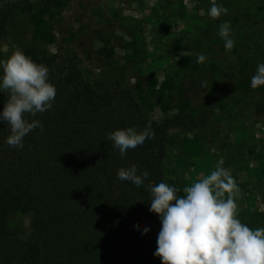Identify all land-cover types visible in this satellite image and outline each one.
I'll return each mask as SVG.
<instances>
[{"label": "trees", "instance_id": "16d2710c", "mask_svg": "<svg viewBox=\"0 0 264 264\" xmlns=\"http://www.w3.org/2000/svg\"><path fill=\"white\" fill-rule=\"evenodd\" d=\"M225 1L215 0L222 6ZM66 3L0 0V41L18 16L36 9L59 15ZM205 15L196 43L204 38L209 43V85L223 82L227 92L238 90L252 100L254 112L264 117V86L250 87L257 64L264 63V46H250L239 32V21L228 11L216 19L208 11ZM224 21L230 23L235 41L230 51H225L217 35ZM22 51L48 68L56 95L50 110L25 114L29 122L39 120L42 127L23 138L22 148L5 143L10 130L0 123V264H161L154 256L161 225L157 214L149 211L150 187L166 183L169 132L193 133L208 125L205 112H193L186 97L194 77L182 70L169 114L156 120L134 94L124 67L105 64L90 77L65 42L54 52L31 45ZM7 99V91L0 93V110ZM127 127L149 128L152 135L121 158L107 133ZM133 164L137 174L148 172L149 180L141 187L117 179L119 168ZM262 180L264 187V176ZM236 185L235 201L243 196L242 185ZM237 210L241 223L250 229L264 228V210ZM15 214L28 216L26 231L10 226L9 219ZM149 225L156 226L153 237L148 232L137 234V229L143 232Z\"/></svg>", "mask_w": 264, "mask_h": 264}, {"label": "rangeland", "instance_id": "374dc122", "mask_svg": "<svg viewBox=\"0 0 264 264\" xmlns=\"http://www.w3.org/2000/svg\"><path fill=\"white\" fill-rule=\"evenodd\" d=\"M263 1L226 0L223 5L232 19L239 21V32L255 49L264 46ZM211 2L67 0L59 15L36 9L18 16L0 41V61L27 45L54 52L65 42L90 77L105 64L124 67L134 94L156 120L169 114L178 95V76L186 70L194 77V85L186 93L189 107L193 112H205L208 125L193 133L169 132L166 183L182 190L219 166L242 185L243 196L235 201L237 209L263 211L264 117L254 112L252 100L238 90L227 92L223 82L209 85V43L205 38L196 43ZM200 54L206 57L203 62L197 61ZM219 54L222 57L223 53ZM184 82L188 86L187 80ZM9 224L24 232L29 218L15 214ZM147 227L153 237L156 226Z\"/></svg>", "mask_w": 264, "mask_h": 264}, {"label": "clouds", "instance_id": "9594fccd", "mask_svg": "<svg viewBox=\"0 0 264 264\" xmlns=\"http://www.w3.org/2000/svg\"><path fill=\"white\" fill-rule=\"evenodd\" d=\"M226 13V8L212 0L209 17L216 19ZM230 33L228 21L219 24L217 35L224 41L225 51L235 44ZM205 59L203 54L197 56L198 62ZM48 71L20 49L0 61V93L8 92L0 110V123L10 130L5 139L10 147L22 148L23 138L42 127L39 120L29 122L25 114L35 116L51 109L56 89L48 79ZM260 86H264V63L257 64L250 78L251 88ZM151 135L149 128L137 131L127 127L107 133V139L123 158L127 150L142 146ZM116 176L136 187L149 180L148 172L137 174L134 164L119 168ZM238 192L232 176L219 166L182 190L164 182L151 186L149 211L157 214L161 225L154 256L161 264H264V228L250 229L237 218ZM148 231L145 226L143 232L137 229V234Z\"/></svg>", "mask_w": 264, "mask_h": 264}]
</instances>
